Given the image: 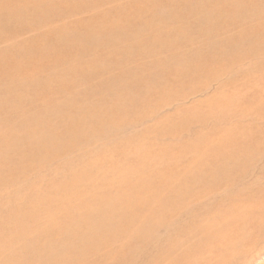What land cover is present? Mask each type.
<instances>
[{
	"label": "rangeland",
	"instance_id": "1",
	"mask_svg": "<svg viewBox=\"0 0 264 264\" xmlns=\"http://www.w3.org/2000/svg\"><path fill=\"white\" fill-rule=\"evenodd\" d=\"M3 1L0 264H264V0Z\"/></svg>",
	"mask_w": 264,
	"mask_h": 264
},
{
	"label": "bare ground",
	"instance_id": "2",
	"mask_svg": "<svg viewBox=\"0 0 264 264\" xmlns=\"http://www.w3.org/2000/svg\"><path fill=\"white\" fill-rule=\"evenodd\" d=\"M33 3V7H35V6H37V5H39L40 3L39 2H32ZM8 5L3 1V3H2V0H0V12L1 11H3V10H5V9H7L8 7H7ZM38 9V8H37ZM36 10V9H35ZM33 11H34V9H33ZM34 13V12H33ZM8 21H10L11 19H7ZM23 29V28H22ZM82 35V34H81ZM68 39V38H67ZM107 42V41H106ZM88 43V42H87ZM91 42H89V44H90ZM69 44V43H68ZM64 45V44H63ZM66 45V44H65ZM63 46V49H62V47L61 48H59L58 46H59V44H57L56 45V48L54 49V51L56 52V53H59V52H61V53H63L65 56H67L68 55V48H67V46ZM78 48V47H77ZM90 49V48H89ZM73 50H75V49H73ZM86 50H88V49H86ZM65 51H66V53H65ZM85 51V50H84ZM74 52V51H73ZM78 54V53H77ZM76 55V54H75ZM105 55V54H104ZM74 57V56H73ZM40 59V58H39ZM41 60V59H40ZM76 60V59H75ZM52 61H55V59H53ZM67 61V60H66ZM60 62V61H59ZM75 62H77V61H75ZM79 62H77V64H78ZM83 63V62H82ZM53 64V63H52ZM68 65H70V64H68ZM80 65V64H79ZM15 67H18V65L17 64H15V63H13V64H8L7 65V68L8 69H13V68H15ZM70 67V66H69ZM85 67V66H84ZM6 68V67H5ZM71 70H70V68L68 69V70H65V71H61V73H64V72H70ZM52 86H54V85H52ZM259 117V116H258ZM262 117V116H261ZM264 119V118H263ZM258 120H259V118H258ZM260 126V125H259ZM264 126V125H263ZM260 128V127H259ZM264 128V127H263ZM259 130V129H258ZM241 142V141H240ZM241 146V145H240ZM252 147V146H251ZM217 150H221L222 148H220L219 146H216L215 147ZM253 148V147H252ZM247 149V148H246ZM249 150H250V147H249ZM247 151V150H246ZM252 151V150H251ZM237 152H239V151H237ZM247 152H249V151H247ZM238 154V153H237ZM239 154H241L242 155V152L240 153L239 152ZM247 154V153H246ZM236 155V154H235ZM236 156H238V155H236ZM235 156V157H236ZM249 156V155H248ZM240 157V156H239ZM225 241V240H224ZM228 241H229V239H228Z\"/></svg>",
	"mask_w": 264,
	"mask_h": 264
}]
</instances>
